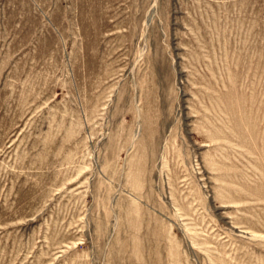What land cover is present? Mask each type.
Wrapping results in <instances>:
<instances>
[{"label": "rangeland", "instance_id": "374dc122", "mask_svg": "<svg viewBox=\"0 0 264 264\" xmlns=\"http://www.w3.org/2000/svg\"><path fill=\"white\" fill-rule=\"evenodd\" d=\"M0 264H264V0H0Z\"/></svg>", "mask_w": 264, "mask_h": 264}]
</instances>
